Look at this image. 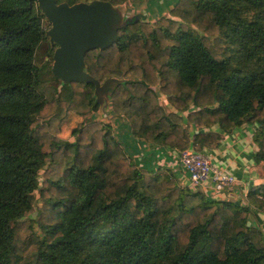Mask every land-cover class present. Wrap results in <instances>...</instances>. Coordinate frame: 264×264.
Instances as JSON below:
<instances>
[{
	"label": "trees",
	"instance_id": "1",
	"mask_svg": "<svg viewBox=\"0 0 264 264\" xmlns=\"http://www.w3.org/2000/svg\"><path fill=\"white\" fill-rule=\"evenodd\" d=\"M45 20L37 0H0V264H264V231L249 223L264 184L242 207L139 166L124 133L94 120L95 87L54 77L51 47L37 64ZM85 62L100 84L136 78L112 97L133 138L204 151L252 124L264 166V0H178ZM70 113L82 119L73 141L59 136Z\"/></svg>",
	"mask_w": 264,
	"mask_h": 264
},
{
	"label": "water",
	"instance_id": "2",
	"mask_svg": "<svg viewBox=\"0 0 264 264\" xmlns=\"http://www.w3.org/2000/svg\"><path fill=\"white\" fill-rule=\"evenodd\" d=\"M37 4L50 24L46 36L54 50L53 76L62 84H92L96 102L100 105L95 121L111 125L115 136L124 133L126 141L133 138L128 119L113 113L112 97L118 86L135 79L108 78L100 84L87 71L85 57L91 51L112 47L118 41L119 32L132 23H156L163 15L150 19L149 13L140 11L144 7L142 0L122 5L101 0L74 5L59 4L57 0H37Z\"/></svg>",
	"mask_w": 264,
	"mask_h": 264
},
{
	"label": "crops",
	"instance_id": "3",
	"mask_svg": "<svg viewBox=\"0 0 264 264\" xmlns=\"http://www.w3.org/2000/svg\"><path fill=\"white\" fill-rule=\"evenodd\" d=\"M214 130L218 131L217 127ZM255 131V125L245 124L230 134H223V139L217 148L203 151L215 165L232 173L239 180V185L235 188L233 195L222 201L232 202L243 207L246 205L250 190L264 184V166L258 165L255 161L257 152L253 141ZM127 142L134 151V158L138 160L140 157L142 167L145 169L154 171L156 166L163 162L161 155L156 150V147L161 145L144 143L135 138H131ZM171 172L178 181L180 174H175L173 170ZM249 223L264 231V212L253 208Z\"/></svg>",
	"mask_w": 264,
	"mask_h": 264
},
{
	"label": "built area",
	"instance_id": "4",
	"mask_svg": "<svg viewBox=\"0 0 264 264\" xmlns=\"http://www.w3.org/2000/svg\"><path fill=\"white\" fill-rule=\"evenodd\" d=\"M163 162L157 165L154 172L160 169L173 170L180 174L179 186L193 192H202L212 200L222 201L233 195L239 180L232 173L215 165L203 151L189 148L185 151L170 149L163 146L156 147ZM137 163L142 167L141 158Z\"/></svg>",
	"mask_w": 264,
	"mask_h": 264
},
{
	"label": "rangeland",
	"instance_id": "5",
	"mask_svg": "<svg viewBox=\"0 0 264 264\" xmlns=\"http://www.w3.org/2000/svg\"><path fill=\"white\" fill-rule=\"evenodd\" d=\"M178 0H149V1H145L144 2V7L142 8L141 6L137 7L136 9H139L140 7V11H142L143 13L147 12L149 13V15L151 16L150 19H155L158 16H162V18L164 17H171V12L170 10H172L174 8L175 3ZM135 9V10H136ZM161 18V19H162ZM160 19V20H161ZM150 24H155L154 22L150 23ZM44 25L46 27V29L48 30V26L49 22L47 20L44 21ZM50 28V27H49ZM49 42V41H48ZM48 48H50V43H45L40 50L37 53V64L39 66H41L45 60H47V51ZM50 51V49H49ZM54 51V50H53ZM123 79H135V77L130 76L128 78H123ZM160 103L163 107H165L168 110H170L171 108L169 107L165 97H162L160 100ZM95 120V119H94ZM82 122V119L80 116H78L75 113H70L64 126L61 129V132L59 134L60 138L63 140H68V141H73V137H72V131ZM103 123V122H100ZM105 124V123H103ZM109 125V124H108ZM42 181V177L40 179ZM41 206V202H38L37 207ZM35 214L31 215L29 217V219H34ZM34 228L36 230V232H38V229L36 227V225H34Z\"/></svg>",
	"mask_w": 264,
	"mask_h": 264
}]
</instances>
